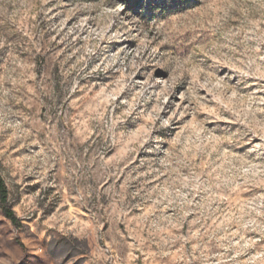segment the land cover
I'll return each mask as SVG.
<instances>
[{"label":"rangeland","instance_id":"obj_1","mask_svg":"<svg viewBox=\"0 0 264 264\" xmlns=\"http://www.w3.org/2000/svg\"><path fill=\"white\" fill-rule=\"evenodd\" d=\"M0 176V264H264V0H0Z\"/></svg>","mask_w":264,"mask_h":264},{"label":"trees","instance_id":"obj_2","mask_svg":"<svg viewBox=\"0 0 264 264\" xmlns=\"http://www.w3.org/2000/svg\"><path fill=\"white\" fill-rule=\"evenodd\" d=\"M0 206L4 216L11 221L13 225L18 224V218L16 217L12 206L9 202V195L6 184L0 176Z\"/></svg>","mask_w":264,"mask_h":264},{"label":"clouds","instance_id":"obj_3","mask_svg":"<svg viewBox=\"0 0 264 264\" xmlns=\"http://www.w3.org/2000/svg\"><path fill=\"white\" fill-rule=\"evenodd\" d=\"M163 124L166 125L167 124V121H164Z\"/></svg>","mask_w":264,"mask_h":264},{"label":"built area","instance_id":"obj_4","mask_svg":"<svg viewBox=\"0 0 264 264\" xmlns=\"http://www.w3.org/2000/svg\"><path fill=\"white\" fill-rule=\"evenodd\" d=\"M114 263H115V262H114ZM115 264H122V263L119 262V263H115Z\"/></svg>","mask_w":264,"mask_h":264}]
</instances>
